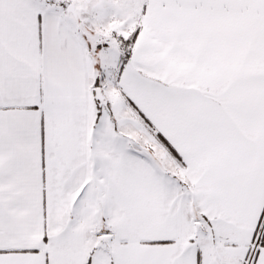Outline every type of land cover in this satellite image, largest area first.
I'll return each instance as SVG.
<instances>
[{"label": "snow or ice", "instance_id": "obj_1", "mask_svg": "<svg viewBox=\"0 0 264 264\" xmlns=\"http://www.w3.org/2000/svg\"><path fill=\"white\" fill-rule=\"evenodd\" d=\"M0 264H264V0H0Z\"/></svg>", "mask_w": 264, "mask_h": 264}]
</instances>
